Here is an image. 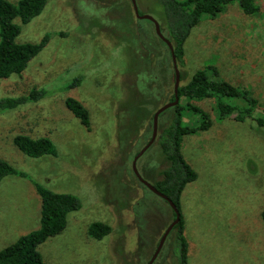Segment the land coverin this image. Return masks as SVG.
Returning a JSON list of instances; mask_svg holds the SVG:
<instances>
[{
  "label": "rangeland",
  "instance_id": "rangeland-1",
  "mask_svg": "<svg viewBox=\"0 0 264 264\" xmlns=\"http://www.w3.org/2000/svg\"><path fill=\"white\" fill-rule=\"evenodd\" d=\"M45 1L39 16L14 23L17 43L47 37L46 43L22 74L0 79V100H21L0 110V160L25 174L0 182V220L10 231L0 250L39 228L36 183L79 203L64 231L39 246L45 263L147 264L174 219L172 209L134 176L132 161L151 137L149 111L153 115L169 102L162 93L171 77L166 49L153 38L154 27L135 18L130 0ZM136 3L140 15L160 24L154 0ZM255 3L252 16L233 3L203 17L184 44L185 67H178L182 85L210 66L217 79L245 87L254 99L252 116L242 121L219 117L212 99L189 102L212 124L182 143L197 174L181 196L187 264H264V128L258 124L264 110V0ZM68 98L87 109L88 127L66 108ZM171 114L162 115L158 128ZM185 121L192 126L198 119L188 114ZM20 135L50 139L56 154L25 156L13 142ZM162 163L149 148L137 170L152 184L149 176ZM95 222L111 228L103 240L88 235ZM168 241L153 264H175Z\"/></svg>",
  "mask_w": 264,
  "mask_h": 264
},
{
  "label": "trees",
  "instance_id": "trees-1",
  "mask_svg": "<svg viewBox=\"0 0 264 264\" xmlns=\"http://www.w3.org/2000/svg\"><path fill=\"white\" fill-rule=\"evenodd\" d=\"M154 3L161 9L160 30L172 45L177 68L185 67L184 44L203 17L213 18L233 3L238 5L244 15L252 16L258 12L255 0H154ZM45 5V0H0V79L22 74L29 62L43 48L47 37L38 44L17 43L16 38L20 34V28L14 20L19 19L22 24L28 23L41 14ZM145 21L154 27L150 21ZM153 38L166 49V56L170 62L168 64L165 61V66L171 70V77L165 78L162 93L169 94V102H172L174 100V70L171 53L166 44L156 36L154 30ZM179 74L181 82L184 73L179 70ZM217 76V69L209 66L195 72L188 83L183 85L180 83L179 103L159 116L160 120L166 112H172L167 124L159 126L156 140L150 148L155 152L158 151L163 162L162 167L152 176L153 178L148 175L153 182L152 185L173 202L180 214L179 222L168 235V245L171 247L175 264H187L188 247L181 216V196L186 186L197 179L196 172L184 158L182 143L187 135L206 131L212 124L208 114L190 105L189 102L212 99L219 117L234 115L238 121L250 118L254 111V99L248 89L217 79ZM35 94L36 92H33V95ZM180 100H186L187 103L182 105ZM227 100L237 102L232 104L227 103ZM20 102L21 100L1 99L0 110L13 109ZM239 103L245 104V108H240ZM65 106L82 125L89 126V113L79 101L68 98L65 100ZM149 114L148 117L152 123V112L149 111ZM188 114L198 119L196 124L191 126L185 121V116ZM258 124L264 128V110L261 118L258 119ZM13 142L19 151L31 158L56 154L55 146L48 138L20 135L15 137ZM9 176L24 178L25 174L0 160V182ZM34 187L41 200L40 226L36 231L23 235L14 243L1 249L0 264H47L41 258L39 246L49 238L61 234L66 227L68 214L79 208L77 199L71 195L54 193L36 183ZM164 202L168 205L166 201ZM171 213L174 219L173 210ZM262 219L264 221V212ZM87 232L91 238L99 241L111 233V228L105 223L95 222L89 225Z\"/></svg>",
  "mask_w": 264,
  "mask_h": 264
},
{
  "label": "water",
  "instance_id": "water-1",
  "mask_svg": "<svg viewBox=\"0 0 264 264\" xmlns=\"http://www.w3.org/2000/svg\"><path fill=\"white\" fill-rule=\"evenodd\" d=\"M131 6H132V10L134 13V16L136 19L138 20H147L150 21L153 26H154V31L156 36L166 44V46L168 47L170 53H171V60H172V65H173V70H174V85H173V96H174V100L172 102H168L166 104H164L163 106H161L158 110H156V112L153 114L152 116V133H151V137L148 141V143H146V145L136 154V156L134 157L133 161H132V170L134 173V176L137 178V180L147 189L149 190L152 194H154L155 196H157L158 198H161L162 200L166 201L169 205V207L173 210L174 214H175V218L174 221L171 222L167 228L165 229V231L163 232L162 236L160 237L159 243L157 245L156 251L154 252V254L152 255V257L150 258L149 262L147 264H153L154 261L156 260L157 256L159 255L169 233L171 232V230L173 229V227L179 222L180 220V214L179 211L177 210L176 206L173 204V202L171 200H169L165 195H163L162 193H160L158 190H156V188L148 183L147 181H145L143 178H141V176L139 175V172L137 170V161L138 159L144 154V152L155 142L156 137H157V133H158V120H159V116L165 112L166 110L173 108L175 106L178 105L179 103V98H178V88L180 85V74H179V70L177 68V64H176V59L175 56L173 54V48L171 43L162 35L161 30H160V26L158 24V22L151 16L149 15H140L139 11H138V7H137V3L136 0H130Z\"/></svg>",
  "mask_w": 264,
  "mask_h": 264
},
{
  "label": "crops",
  "instance_id": "crops-1",
  "mask_svg": "<svg viewBox=\"0 0 264 264\" xmlns=\"http://www.w3.org/2000/svg\"><path fill=\"white\" fill-rule=\"evenodd\" d=\"M40 221V220H39ZM5 226H7V223L4 222L2 219L0 220V242L3 241V239L5 237L10 236V231L6 228ZM20 226V225H19ZM17 227V226H16ZM18 228V227H17Z\"/></svg>",
  "mask_w": 264,
  "mask_h": 264
},
{
  "label": "flooded vegetation",
  "instance_id": "flooded-vegetation-1",
  "mask_svg": "<svg viewBox=\"0 0 264 264\" xmlns=\"http://www.w3.org/2000/svg\"><path fill=\"white\" fill-rule=\"evenodd\" d=\"M147 143H148V142H147ZM153 144H154V143H153ZM153 144H152V145H153ZM152 145H151V146H152ZM151 146H150L149 148H151ZM149 148H148L147 150H149ZM147 150H146V151H147ZM146 151H145V152H146ZM145 152H144V153H145Z\"/></svg>",
  "mask_w": 264,
  "mask_h": 264
}]
</instances>
